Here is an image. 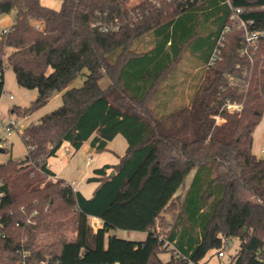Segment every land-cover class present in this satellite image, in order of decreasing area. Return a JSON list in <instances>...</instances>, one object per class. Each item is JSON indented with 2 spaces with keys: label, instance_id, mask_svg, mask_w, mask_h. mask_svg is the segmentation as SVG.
<instances>
[{
  "label": "trees",
  "instance_id": "1",
  "mask_svg": "<svg viewBox=\"0 0 264 264\" xmlns=\"http://www.w3.org/2000/svg\"><path fill=\"white\" fill-rule=\"evenodd\" d=\"M237 8L248 32L264 30L261 0H62L58 10L0 0V16L14 14L0 34V98L5 63L37 91L29 107L11 109L16 117L65 90L59 108L20 133L26 156L0 163V264H200L231 238L240 245L230 264H264V158L252 153L264 118V38L245 41L231 25ZM184 58L198 69L190 109L163 100L153 113ZM84 69L83 85L67 89ZM118 135L126 150L86 179L96 184L89 198L48 179L47 160L63 145L78 151L90 140L99 153Z\"/></svg>",
  "mask_w": 264,
  "mask_h": 264
},
{
  "label": "rangeland",
  "instance_id": "2",
  "mask_svg": "<svg viewBox=\"0 0 264 264\" xmlns=\"http://www.w3.org/2000/svg\"><path fill=\"white\" fill-rule=\"evenodd\" d=\"M261 2H264V0H261ZM40 3L48 8L58 10L61 7L62 0H40ZM7 16H10L12 20H14V14ZM239 19L250 20L248 18H245L243 16V13L239 15ZM231 21H232L231 22L232 26L243 29L236 17L234 19H231ZM235 23H237L238 25H235ZM2 31L3 29L2 27H0V34ZM188 63H189L188 59L184 58L177 67V70L168 77L166 83L164 82L163 86L161 87L162 88L161 90L165 89L166 84L169 85L172 82L173 77L179 76L182 78V76H184L185 78H187V74L189 72V67H190ZM87 74L88 71L84 69L82 73L68 86L67 89L81 87L84 83ZM108 85H109V80L107 79L106 76H104L100 81V87L106 88ZM64 91L54 93L44 107H42L37 112L27 116L26 118L21 119L23 126H26L30 123H36L41 116L59 108L62 104L61 95ZM8 95H11L13 97V100H9ZM36 96H37L36 90L25 89L17 84L12 69L5 63L4 88H3V94L1 95L0 98V111L9 114L10 113L9 111L14 107H19L20 109L27 108L36 99ZM155 102L156 100L154 98L150 104V109L153 111V113H156V109L154 105ZM240 112L239 113L235 112V113L240 114ZM260 125H261L260 127L264 126V119H262ZM9 142H12V144L10 143L11 146L9 145L10 149L8 148L10 154L0 155V163L7 162L8 160L17 161L26 156L25 145L21 143V140L19 138L13 137L8 141V143ZM89 144H90V140L86 141L85 143V145H87L85 151L84 150L83 151L81 150L80 152L72 151L70 155H67L65 150L61 148L60 152L62 153V158H63L62 164H58V161L55 158H50V164L53 166V168L57 170H60L61 168L62 170L64 169L62 171V174L66 175L67 177H60V178L69 180L72 187L78 188L79 191L87 198L91 196L95 188L94 183L87 182L86 180L87 178L92 176L94 168H98V166L99 167L102 166L103 163L99 164V162H101L102 159H107L108 161L105 162L108 163L116 162L117 158L119 156H122L126 149V141L121 135L116 136V138L113 141L111 140L110 142H108V148L104 152L89 153L90 150ZM255 150L257 152L258 158H264V141L260 140L256 144ZM73 154H75V156L71 164H69L68 161L71 159ZM88 157H90V160L88 159ZM86 164H90V171H89L90 173L88 177L81 180V177L86 170ZM76 167L82 169L81 172L75 171ZM192 177H193V172H191L187 176L186 185L190 183ZM48 179H50V181L54 183V181L52 180L53 178H48ZM88 221H89V225L95 231L97 229L96 221L91 218H89ZM156 230L157 231L161 230L160 224L158 222L156 224ZM116 235L119 238L131 240V241H143L146 238V233L143 232H126L122 230H117ZM239 245L240 243L237 238H231L230 240L227 241V244L224 246L222 250L209 251L206 254V256L202 259L200 264H230L231 260L235 257V255L239 251ZM169 257L170 255L168 253L160 254V258L163 261H167Z\"/></svg>",
  "mask_w": 264,
  "mask_h": 264
},
{
  "label": "crops",
  "instance_id": "3",
  "mask_svg": "<svg viewBox=\"0 0 264 264\" xmlns=\"http://www.w3.org/2000/svg\"><path fill=\"white\" fill-rule=\"evenodd\" d=\"M13 23V20H12V18L10 17V16H0V27H2V29L3 30H7L10 26H11V24ZM189 65H190V67H189V72H188V74H187V78H185L184 76H182V78L181 77H179V76H176V77H173V79H172V82H171V84L175 87V89L170 93V96H168L167 98L166 97H156L155 98V100H156V102L154 103V105H157V104H160L163 100H166L167 102H169L168 104H170V102H171V104L172 105H179V104H181V105H188V109H190V96H191V84L195 81V74H196V72H197V70L198 69H196V68H194L190 63H188ZM175 78V79H174ZM9 96H11V95H8V99L9 100H13V98L12 99H10L9 98ZM10 113L9 114H6V113H3V112H1L0 111V115L2 116V117H8V116H10V115H12V113H11V110L9 111ZM194 117V115H192L191 117H190V119L191 118H193ZM262 119H264V118H262ZM182 121H181V119L180 120H178L176 123L177 124H180ZM262 122V121H261ZM261 124V123H260ZM258 125V127L255 129V131H254V133H253V143H252V153L254 154V155H256L257 156V152H256V150H255V148H256V144L260 141V140H262V141H264V126H262V127H260L261 125ZM260 128V129H259ZM13 137H16V138H19L20 139V136H18V135H12V136H10V137H8V139H7V146H6V148H5V150L7 151L8 150V148L11 146V144H12V142H9L8 143V141L10 140V139H12ZM116 138V137H115ZM114 138V139H115ZM113 139V140H114ZM21 140V139H20ZM112 140V141H113ZM11 143V144H10ZM21 143L23 144V142L21 141ZM86 143V142H85ZM85 143L82 145V147L78 150V152H80L81 150L83 151H85V149H86V146L87 145H85ZM10 145V146H9ZM24 145V144H23ZM89 147H90V144H89ZM62 148L65 150V152H66V154L67 155H70L71 153H72V150L69 148V146L67 145V144H65V145H63L62 146ZM107 148H108V143H107ZM10 149V148H9ZM126 150V149H125ZM61 151V149L58 151V153L56 154V156L55 157H52V158H55L57 161H58V164H62V161H63V158H62V153L60 152ZM93 152H95L93 149H91V147H90V150H89V153H93ZM104 152V151H103ZM125 152V151H124ZM25 153L27 154V149H26V147H25ZM5 154H10V152L8 151V153H4V152H1L0 153V155H5ZM74 156H75V154H73V156L71 157V159L68 161L69 162V164H71V162H72V160H73V158H74ZM119 157H121V156H119ZM119 157L117 158V160H116V162H110V163H108V162H105V161H108L107 159H102L101 160V162H99V164H101V163H103L102 164V166H104V165H114V164H116L117 162H118V160H119ZM88 159L90 160V157H88ZM111 161V160H110ZM98 164V165H99ZM102 166H98V168H101ZM47 167H48V169L54 174V177L56 178V179H63V180H65V181H67L68 183H70L69 182V180H67V179H64V178H60V177H67L66 175H64V174H62V171L64 170H62V168L60 169V170H57V169H55V168H53V166L50 164V159H48L47 160ZM98 168H94V169H98ZM81 170L82 169H80L79 167H76L75 168V171H80L81 172ZM90 171V164H86V170H85V172H84V174L82 175V177H81V180H83L84 178H86V177H88V175H89V172ZM69 179V178H68ZM73 182V181H72ZM95 187H96V184H95ZM75 190H77V191H79V189L78 188H74ZM95 189V188H94ZM80 192V191H79ZM81 193V192H80ZM93 193V192H92ZM82 194V193H81ZM83 195V194H82ZM92 195V194H91ZM84 196V195H83ZM85 197V196H84ZM87 198V197H86ZM89 198V197H88ZM91 219H93V220H98V219H96V218H93V217H91ZM115 234H116V232H115Z\"/></svg>",
  "mask_w": 264,
  "mask_h": 264
},
{
  "label": "built area",
  "instance_id": "4",
  "mask_svg": "<svg viewBox=\"0 0 264 264\" xmlns=\"http://www.w3.org/2000/svg\"><path fill=\"white\" fill-rule=\"evenodd\" d=\"M239 15H240V11L239 9H236L234 14L232 15L231 19H234L235 17L237 18V20L239 21V23L241 24V27L244 30V38L245 41L248 43H253L255 42L257 39L259 38H264V30L262 31H257V32H248L247 31V23H251V20H244V19H239ZM238 23V22H237ZM237 23H235V25H238ZM7 30H3L2 33H5ZM218 52H216V54H214L212 56V58L210 59L209 65L213 64L214 61H216L218 59ZM10 99H12V96H9ZM225 109L227 112L229 113H235V112H240L242 109V105L241 104H234V103H229L227 102L225 104ZM21 119L23 118H19L14 116L13 114L8 116V117H2L0 115V152L5 150L6 146H7V139L8 137L12 136V135H20V133L22 132L23 128L25 126H23ZM215 120V126H220L222 125L225 120L223 118V116L221 115H217L214 117ZM53 181L55 182L56 178L52 177ZM96 221V227H99V221ZM21 264H24L23 262Z\"/></svg>",
  "mask_w": 264,
  "mask_h": 264
}]
</instances>
